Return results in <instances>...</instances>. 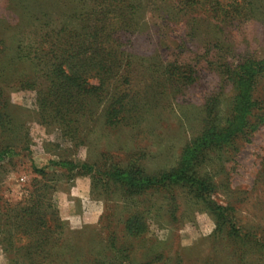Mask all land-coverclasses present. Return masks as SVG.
Masks as SVG:
<instances>
[{
  "label": "rangeland",
  "instance_id": "obj_1",
  "mask_svg": "<svg viewBox=\"0 0 264 264\" xmlns=\"http://www.w3.org/2000/svg\"><path fill=\"white\" fill-rule=\"evenodd\" d=\"M263 64L264 0H0V264H264Z\"/></svg>",
  "mask_w": 264,
  "mask_h": 264
},
{
  "label": "trees",
  "instance_id": "obj_2",
  "mask_svg": "<svg viewBox=\"0 0 264 264\" xmlns=\"http://www.w3.org/2000/svg\"><path fill=\"white\" fill-rule=\"evenodd\" d=\"M264 72V64L259 66L258 69H250L244 74L240 75L238 78L237 85L240 88V96L238 107L240 110H245L251 103L248 96L249 89L251 87L252 78L254 73ZM230 136L228 131L218 132L211 131L204 135L201 141L189 149L186 154H184V162L188 161V158L195 162L198 161V154L202 152L204 148H207L214 144H220V142L226 140ZM184 162L182 164H184ZM118 179L126 181L131 193H140L142 190H146L152 187H163L169 184L184 183L195 190H209V186L205 180L196 178L192 173L188 172L183 166L178 168L176 171H171L168 173H162L156 177L143 176L138 170H132L131 173L121 174L118 173Z\"/></svg>",
  "mask_w": 264,
  "mask_h": 264
}]
</instances>
